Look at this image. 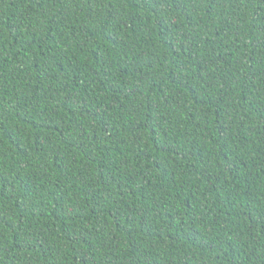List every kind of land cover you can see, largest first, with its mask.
I'll return each mask as SVG.
<instances>
[{
	"label": "trees",
	"instance_id": "obj_1",
	"mask_svg": "<svg viewBox=\"0 0 264 264\" xmlns=\"http://www.w3.org/2000/svg\"><path fill=\"white\" fill-rule=\"evenodd\" d=\"M0 264H264V0H0Z\"/></svg>",
	"mask_w": 264,
	"mask_h": 264
}]
</instances>
